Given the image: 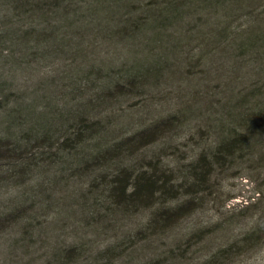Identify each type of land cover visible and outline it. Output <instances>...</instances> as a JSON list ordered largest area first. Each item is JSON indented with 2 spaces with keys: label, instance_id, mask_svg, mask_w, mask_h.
<instances>
[{
  "label": "rangeland",
  "instance_id": "1",
  "mask_svg": "<svg viewBox=\"0 0 264 264\" xmlns=\"http://www.w3.org/2000/svg\"><path fill=\"white\" fill-rule=\"evenodd\" d=\"M81 1L75 0L76 5L83 6ZM90 1L86 0L87 3ZM95 1L97 12L100 0ZM110 2L101 0V4ZM262 2L264 4V0ZM129 6L125 11H135L130 15L140 13L131 4ZM253 8L252 13L239 11L229 17L232 27L248 25L255 15L260 16L255 23L263 26L264 5ZM115 10H110L111 15L118 16ZM212 17L213 20L216 18ZM72 20L65 21V26L71 25L60 31L67 30L71 36L76 34L74 27L80 23ZM158 31L163 32L162 29ZM137 39L126 44L117 41L110 46L96 39V47L85 48L84 57H20L18 48L11 57H1L0 101L7 99L3 110L11 109L15 115L8 130L11 134H6L0 112V137L14 141L20 137L22 140L19 141L26 144L32 126L41 121V113L42 117L60 116V111H65L70 107L68 105H76L82 100L79 96L95 84L94 77L104 80L107 75H112L114 80L123 75V78L122 72L126 68L133 67L134 73L135 68L148 66L149 62L153 63L154 70L148 76L140 73L142 77L138 76L130 87L124 88V94L115 97H111V92L116 95L117 90L110 88L105 93L110 98L96 101L95 105L100 107L101 102L106 109L103 112L98 109L99 119L104 115L111 117L107 127L113 133L108 138L120 139L136 132L148 134L132 144V162L129 161L131 157L121 160L124 151L112 161L139 167L141 161L156 159L162 167L173 171L176 179L183 167L200 153H208L220 137L233 128L238 129L234 114L243 115V111L234 113L238 106L241 108L243 104L244 108L251 109L255 98L264 103V97L259 95L264 87L262 55L256 57L255 53V57H250L245 49L234 52L231 47L228 52L214 53L206 59L196 57L199 47L195 40L180 42L179 48L175 47L176 54L172 50L156 54L158 41H144L142 35ZM260 43L259 40L258 45ZM133 45L135 52L125 53V49ZM160 47L169 48V44L163 42ZM233 52L238 56L233 57ZM178 53L183 57H177ZM28 54L33 55V51ZM152 54L156 56L151 57ZM83 61L87 63L82 64ZM72 65L78 68L82 65L91 81L78 77L83 72L75 73ZM85 95L86 98L88 93ZM257 108L255 106L253 111ZM82 115L85 117V112ZM169 115H172L171 119L167 118ZM15 117L19 118L14 122ZM67 119L64 125L52 127L57 138L67 134L64 129L73 122L74 115L68 113ZM156 121H161L157 131L149 134ZM256 133L259 134L255 135L256 142L252 141L251 152L248 150L234 162L227 159L223 166H214L209 187L193 196L194 205L190 210L154 230L144 226L151 208L123 217L111 215L105 205L96 209L81 207L84 200L80 195L91 191L88 190L92 186L89 185L91 179L98 178L93 191L97 187L99 190L104 188L99 178L104 172L105 175L110 173L111 162L105 165L109 170L75 166L64 167L56 174H53L55 168L52 166L47 169V174H43L45 169L40 163L41 168L21 179L19 186L14 188H4L10 180L1 176L0 264H62L70 247L72 251L65 264H264V132L258 130ZM182 193L179 199L168 201L169 204L192 198L185 188ZM18 213L21 218L16 224L7 222ZM168 223L173 225L167 226ZM161 227L164 229L160 230Z\"/></svg>",
  "mask_w": 264,
  "mask_h": 264
},
{
  "label": "trees",
  "instance_id": "2",
  "mask_svg": "<svg viewBox=\"0 0 264 264\" xmlns=\"http://www.w3.org/2000/svg\"><path fill=\"white\" fill-rule=\"evenodd\" d=\"M107 1L111 2L101 4L100 0L99 5L96 6L99 7V10L96 12L93 4L96 2L95 0H91L89 3L82 0L83 6L76 5L75 0H0V21H2V23L0 22V58L11 57L10 55L16 48L21 52L20 57L26 55L84 57V49L96 47L94 46L96 39L110 46L117 41H125V44L132 39L138 41L137 38L140 35L143 36L142 40L144 41H158L156 54H160V52L169 53L171 50L176 54L180 42L195 40L199 47L196 57H212L214 53L228 52L231 47H234V52L245 49L250 57H255V53L256 57L258 55L264 57V25L255 23V20L258 21L260 16L255 15L248 25L241 27H232L231 20H228L229 17L234 16L239 11L252 13L253 7L258 4L264 5L262 4L263 0ZM130 4L140 13L130 15L129 13L135 11L129 12V9L125 11ZM110 8L116 9L115 12L118 16L111 15ZM118 8H120V12H118ZM124 11L125 13H123ZM212 16H216V18L213 20ZM70 18H73L72 21L76 20L77 23H80L78 27H74L76 28L74 31L77 33H73L72 36L67 30L60 31L62 27L71 25L65 26L64 24ZM53 21L62 23L55 25ZM190 25L191 27H189ZM159 29H162L163 32H156ZM167 29L170 30L166 31ZM146 32L149 33V36L145 35ZM151 32L154 33L151 34ZM259 40L261 43L258 45ZM160 42L161 44L163 42L169 44V48H161ZM133 47L135 46L125 49V53L135 52L136 48ZM31 50L33 55L28 54ZM248 50L252 52H248ZM254 50L255 52H253ZM249 53H253L254 56ZM156 54L154 56L152 54L151 57H155ZM237 56L236 54L233 55V57ZM177 57H183V55L178 53ZM262 61L264 62V58ZM86 63L83 61L82 64ZM152 66L153 63L150 64L149 62L148 66L140 65L134 69V73H132L133 67L131 69L126 68L125 72H122L125 76L122 78L123 75H120L121 77L114 80L112 75H107L104 80L94 77L95 84H92V87L86 92L88 96L85 98L86 93L80 95L82 100H79L76 105H68L69 108L66 106L65 111H60V116L47 115L42 117L41 113V121L34 127L32 126L30 130L32 134L27 137L26 144L19 141V139L22 140L20 137L15 141L6 136L0 137V177L4 175L1 177L2 179L10 180V183L4 185V188L18 187L22 180L34 173V170L41 168L40 163L45 169L43 174L48 173L47 169L50 166L55 168L53 174L58 173V170L64 167L84 166L87 169L89 167H106L104 170L110 169V173L105 175L104 172L99 178L102 179L100 183H104V188L99 190L97 187V190L93 191V184L97 185L96 179L98 178L91 179L89 185L92 186L88 189L91 191L85 195H80V199L84 200L81 207L96 209L98 206L105 205L104 208H107L111 215L117 214L123 217L131 212L151 208L144 222L145 228L151 230L154 227L162 226V223L179 217L191 208L194 205L192 203L194 201L193 196L206 191L209 187L208 180L211 171L215 168L214 166H223L227 159L234 162L238 156H243L248 150L251 152L254 148L252 141L256 142L257 137L255 138V135L259 134L256 132L258 130L264 132L261 131L264 129V103L257 102V98H255L252 100L251 109H249L250 107L244 108L243 104L241 108L238 106L234 113L243 111V115L241 113L234 114L238 120L236 124L238 129L233 128L227 135L220 137L208 153H200L193 162L183 167L184 169L180 172L181 175H178L176 179L173 171L162 167L160 161L158 162L156 159L141 161L139 167L133 163L129 165L131 167L121 165L122 163L120 164L119 161L112 160L118 158L119 152L122 155L124 151V157L121 160L125 161L131 157L129 160L131 161L133 159L132 144L144 136L147 137L148 134L141 135L136 132L120 139L108 138L113 133L107 127L111 117L104 115L103 118L99 119L98 109H101L102 112L106 109H103L101 102L100 107L95 103L104 98L105 100L110 98V96H105L110 88L117 90L116 95L111 92V97L124 94L126 92L124 88L130 87L132 81L138 79L140 73L142 76H148L154 70ZM72 68L75 69V73L83 72L78 77L91 81L89 73H84L82 65L79 68L72 65ZM98 81L101 83L97 84ZM104 86L107 88L102 90ZM225 87L227 89V86ZM262 88L263 91L259 95L264 97V87L262 86ZM6 100L0 101L1 124L6 134H11L8 130L15 114L11 109L10 111L3 110V104L7 102ZM224 105L227 106L226 102ZM255 106L258 108L253 111ZM222 108L225 109L226 107ZM225 110L233 109L228 107ZM248 111L249 113H247ZM84 112L85 117L82 115ZM68 113L74 115V120L67 127L68 130L64 129L67 134H64L63 138H57L58 136L53 133L52 127L64 125L68 120ZM171 117L172 115H169L167 118L171 119ZM18 118L15 117L14 122ZM160 123L161 121H156L152 126V128L155 127L154 130H150L149 134L154 133ZM68 132L70 133L68 134ZM24 135L26 136V134ZM91 141L95 142V145ZM99 141L103 143L98 144ZM109 162L112 164L107 169L105 165ZM144 162L146 163L144 164ZM48 178L50 179L51 176ZM16 179L18 181L15 182ZM182 188L188 190V194L192 198L180 200L176 204H169L168 201L179 199L182 196ZM25 192L28 191L25 190ZM73 192L71 194H74ZM90 198H92L91 202L88 201ZM19 216L18 213L14 219L7 222L16 224L17 220L21 218ZM168 225L173 224L168 223ZM161 228L160 230L164 229V227ZM66 251L67 254H64L65 259L61 262L62 264L68 260L67 255L71 253L72 247Z\"/></svg>",
  "mask_w": 264,
  "mask_h": 264
}]
</instances>
